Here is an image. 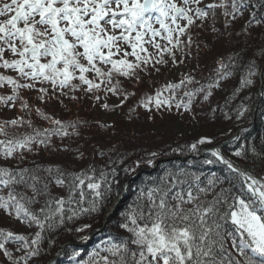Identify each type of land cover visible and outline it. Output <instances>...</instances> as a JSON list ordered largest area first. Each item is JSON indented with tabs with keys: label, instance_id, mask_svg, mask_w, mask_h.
<instances>
[{
	"label": "snow or ice",
	"instance_id": "obj_1",
	"mask_svg": "<svg viewBox=\"0 0 264 264\" xmlns=\"http://www.w3.org/2000/svg\"><path fill=\"white\" fill-rule=\"evenodd\" d=\"M218 9L234 20L247 10V0H0V69L17 73L16 77L0 74V86L10 85L13 92L0 95V104L15 107L19 90L33 89L37 82H47L53 90L75 91L84 85L87 92L105 85L106 91L116 94L119 81L113 83L115 75L134 76L141 65H149L157 55L160 58L155 59V64L167 63L165 54L175 60V49L185 43L181 38ZM252 18H256L255 13ZM187 42H191L190 38ZM149 48L155 49V54ZM228 68V64L220 62L218 79L208 85L209 89L230 75ZM254 75L250 67L241 84H253L250 77ZM76 80L80 84H74ZM191 83V76L169 83L154 97H148L143 106L148 108L154 102L157 108L171 107L172 99L163 97V92H175ZM38 91L43 100L49 89L40 87ZM204 91L203 87L185 91L187 102L179 101L176 107L188 110L193 98ZM211 95L208 91L204 99ZM28 107L22 104V108ZM103 107L108 109L109 105L105 103ZM245 111L238 115L243 116ZM37 112L53 127L15 134L11 129L32 127L31 121L21 117L0 123V158L5 162L0 166V210L38 229L30 238L0 228V257L5 258L2 264H30L40 255L45 232L63 225L66 219L99 211V202L105 196L102 187L107 177L103 173L98 180L94 174L66 173L58 166H9L11 161L23 163L25 152L32 153L36 145L48 146L51 137L68 136L67 129L76 127L75 123L52 119L40 109ZM205 143L212 141L201 138L190 150L196 152L197 145ZM235 155L240 157L244 152L237 151ZM211 156L215 159H206L205 164L220 162L235 174L239 181L236 194L231 188L216 191L223 181L215 174L204 183L196 173H166L157 186L147 192L141 190V202L123 214L120 227L130 238L108 242L94 251L85 264H264V179L241 170L219 149L211 150ZM41 171L50 179L42 178ZM91 171L95 173V169ZM52 181L68 187L67 198L52 196ZM107 190L111 191L110 184ZM40 196L46 199L34 210ZM73 203L78 210L69 208L71 215H67L66 205ZM84 203L88 206L84 207ZM87 227L90 225L77 231ZM10 243L17 246L19 256L9 248Z\"/></svg>",
	"mask_w": 264,
	"mask_h": 264
},
{
	"label": "trees",
	"instance_id": "obj_2",
	"mask_svg": "<svg viewBox=\"0 0 264 264\" xmlns=\"http://www.w3.org/2000/svg\"><path fill=\"white\" fill-rule=\"evenodd\" d=\"M208 1L205 0V2ZM252 13L256 14L255 19L252 18ZM209 19V22L207 19L204 22H197L199 25L192 26L188 36H185V43L175 49V60L183 57L188 58L192 64L195 62L200 64L193 73H190L193 83L175 92H163L164 97L172 99L171 107L162 105L157 108L154 102L150 103L148 108L143 106V102L148 97H154L162 87L157 84L156 80H151L148 86L140 78L141 69H137L136 75L130 76V82H127L128 84L133 83V81L139 82L133 89H128L127 83L119 81L117 97L121 98L123 102L117 106L116 119L112 121L113 123L111 122L109 127L103 126L93 117L86 113L82 114V112L76 115L78 119L75 117V119H68L66 116H56L53 110L51 112L45 109L40 110L45 115L65 124L75 123L76 127L67 129L70 133L68 136L51 137V143L48 146L36 145L32 152L33 158L26 160L28 163H24L25 161L14 163L13 167L17 165L31 168H35L36 165L42 167L58 166L66 173L88 172L90 175L94 174L98 180L103 173L106 174L107 184L111 185V191L107 190V184L102 187L105 196L99 202V211L81 214L72 220L66 219L63 225L45 232L40 245V255L33 258L30 264H50L53 260L55 261L51 264H85L94 251L104 247L108 242L119 243L121 240L129 239L130 234L120 227L125 219L123 214L130 207H135L137 203L141 202L138 201L141 190L147 192L149 188L157 186L165 178L166 173H176L181 170L196 173L201 176L204 183L215 174L223 181L218 185L216 191L221 188H231L232 194H236L239 190V181L234 178L235 174L230 173L227 167L220 162L211 165L205 164L206 159L215 158L211 154L202 153L203 149L218 146L236 133H238L236 140L222 148L221 154L241 170L249 172L257 179H264V88L260 98L258 97L257 86H253V84L243 86L241 84L250 67L255 72V75L250 77L251 79L264 69V0H247V10L243 11V15L238 14L234 20L231 17H225L223 11L219 9ZM250 20L252 21L251 25H249ZM189 38L190 43L187 42ZM205 54L209 56L206 61L203 58ZM159 58L158 55L155 56V59ZM164 59L167 63L156 64L155 67L166 69L171 66H180V63H175V60L168 54L164 55ZM221 61L229 65L227 71L230 75L219 80V86L209 89L208 85L214 84L218 79L217 69ZM151 69L153 67L145 70L150 72ZM0 71H6V69H0ZM8 72H11L10 76H17L15 71L8 70ZM116 77L118 76L115 75L113 80L115 82L118 81ZM48 85L50 84H44L42 87L48 88V93H50L53 87L51 89ZM200 87H203L205 91L199 92L193 98L188 110L183 107H176V103L179 101L187 102V97L184 96L185 91H194ZM2 88L5 89V87ZM250 88L252 89L248 90ZM243 90L246 92L242 93ZM208 91H211L212 95L205 100L204 96ZM75 92L79 94L73 95L75 97L73 100L77 105L81 107L87 103L86 100L89 98L86 97V92H84L85 96L80 95L81 87L77 88ZM87 93L98 96L96 90ZM111 94L113 93L104 92L105 97L111 96ZM91 100H94L95 104L98 103L95 97H92ZM28 103L31 105V102ZM257 103L258 109L255 118H253L254 107ZM20 109L23 111L22 107ZM244 109H247L244 115H238ZM107 110L112 111L113 108ZM21 117L25 121H31L32 127L25 125L11 129L15 134L30 133L33 128L43 130L53 127L49 120L44 119L37 112V109L32 107L23 111V115L19 118ZM188 118L190 121L193 120L191 123L194 124L192 125L198 127L197 134H191V138L183 133L174 137L169 131H165V134L161 135L156 134L152 128L139 129L142 124L145 125L146 120H151L153 126L155 124L163 126L162 129L164 130L167 123H177L178 120L186 121ZM205 137L212 140V145L202 146L198 144V151L188 153L187 147L189 145ZM182 144L183 151H181ZM237 151H243L244 155L237 157L235 155ZM153 152L158 153V155L152 156L151 153ZM27 153L25 152L26 159L29 155ZM189 155L192 157L186 159L182 157ZM168 157L172 160L157 165L158 168L151 174H142L136 182H133L134 184H130L131 178L136 174L153 169L152 166L148 165L149 160L159 161ZM92 169H95V173H92ZM113 170L115 175L112 174ZM40 175L42 178L50 179L42 171ZM138 182H144V186H138ZM129 184L133 188L134 198L132 195L130 198L129 196L124 197L117 215L109 221L106 228L102 227L108 210L124 193L125 186H129ZM49 190L53 197L67 198L69 194L67 186H57L54 181L50 183ZM176 190L178 189L173 191ZM28 195H32L30 190H28ZM38 199L40 203L33 206L34 210H38L46 198L40 196ZM144 202L146 203V201ZM126 205L129 208H126ZM83 206L87 207L88 204L84 203ZM69 208L78 210V205L76 203L66 205L67 215H71V212L67 211ZM1 211L4 210H0V213ZM10 217L12 218L7 221L8 223L3 224L0 228L9 230L8 228L12 224L10 221H18L14 215ZM84 225H90V227L84 228V231H77ZM25 226L31 231L30 238H34V233L38 229L34 225L30 227L25 224ZM91 236H93L91 245H86V247L84 244L90 240ZM85 237L87 239H84ZM131 247L134 248L135 246ZM76 252H79L80 255L75 256ZM103 254L101 253V255ZM0 260H4V258L0 257ZM0 264H2L1 261Z\"/></svg>",
	"mask_w": 264,
	"mask_h": 264
},
{
	"label": "rangeland",
	"instance_id": "obj_3",
	"mask_svg": "<svg viewBox=\"0 0 264 264\" xmlns=\"http://www.w3.org/2000/svg\"><path fill=\"white\" fill-rule=\"evenodd\" d=\"M209 21H210V19L208 18L207 22H209ZM196 25H199V23H197ZM182 40L183 41L186 40L185 37ZM149 52H152L155 54L156 50L153 48H149ZM203 58L206 61L207 59H209V56L205 54L203 56ZM130 59H132V58H130ZM175 63H178V64L180 63V66L179 67L171 66L170 68H166V69H163V67H157L156 68L155 66H157V65L155 64L154 61H152L149 65H141V68H139V69H141L140 78L144 82H146V84L148 86H149V82L151 80H156L157 84L161 85V87L164 89L167 84L178 83V81L182 77L190 76V73H193V71H195L200 64L198 62H195L192 64L188 58H183V57L178 58V60H175ZM151 67H153V69H151L150 72L148 70H145V69L151 68ZM142 70H145V71L143 72ZM136 73H137V70H136ZM0 74L11 75V72H8V70L0 71ZM263 75H264V69H263V71H261V73L257 74V76H255V78L253 77V79H252L253 80V86H257L256 89L258 90V97H260V94H261V93H259V90L261 89L260 77H262V79H264ZM117 76L118 77H116V78L120 82H123V81H124L123 83L130 82V77H124V76H119V75H117ZM90 78H92V77L90 76ZM73 83L74 84H78V83L80 84V82L78 80L73 81ZM113 83H115V81H113ZM138 83L139 82H137V81L136 82L133 81V83H129V84L127 83L128 84L127 87H128V89H133V87L136 86V84L138 85ZM44 84H47V82H45L43 84L37 82L33 89H20L19 90L20 98L15 101V107L5 106L3 104H0V123H3L4 121H7V120L19 119V117L23 115V111H26V109H24V108H23V111H21L20 107H22V104L27 103L29 105L28 102H31L30 104L32 106L29 105V107H32L34 109H40V110L45 109L49 112H51V110H53L54 114L56 116H66V117H68V119L77 118L76 115H78L80 112H82V114L86 113V114L90 115L91 117H93L97 122H100L103 126L109 127L110 124L113 123L112 121L116 119L115 113H117V110H116L117 106L123 102V100H121V98L117 97V95H118L117 93L111 94V96L108 95V97H105L104 92L109 93L108 91L105 90V85H102L101 89L96 90V94H98L99 97H102L99 99L96 98L97 96L90 95L89 93H87V91H85L86 86L81 85L80 87L82 88V92L80 95L85 96L84 92H86V97L89 98L86 100L87 103H85L84 105H81V107L79 105H77V103L73 100V95L74 94L79 95V94H77L75 91L69 90L67 88H65L63 90H61L59 88H56L55 90H51V92L48 93L46 96H44V99L41 100L40 96L42 94L38 91V89L40 87H42ZM48 86L52 89L51 85H48ZM2 87H5V89H3ZM162 88L160 90H162ZM263 88H264V85H263L262 89ZM251 89L252 88H250L248 90H251ZM245 92H246V90L242 91V93H245ZM0 95H3V96L13 95L11 86H9V85L0 86ZM92 97H95L96 100H98L97 104L94 103V100H91ZM163 97H164V95H163ZM105 103L109 105L108 109L113 108V110L110 111V110L105 109L103 107V105ZM257 107H258V105H257ZM257 109H255V107H254L253 118H255L254 116L257 112ZM51 118L53 119V117H51ZM49 122H50V120H49ZM191 122H193V120L190 121V119L188 118L186 121L178 120L177 123H175V122H171L169 124L167 123L166 127L164 126V130H163L162 129L163 126H158L156 124H155V126H153L151 123V120H146L145 125L142 124L141 128H139V129L147 130V128H152L156 132V134H161V135L165 134V131H169L173 134L174 137L183 133L185 135L187 134L186 136L187 137L190 136V138H191L192 135L197 134V130H198L197 129L198 127L192 125L194 123H191ZM160 123H162V122H160ZM131 125H133V124H131ZM133 128H137V127H133ZM241 129H243V128H241ZM236 134H238V133H236ZM236 134L233 137H235ZM233 137H230L229 139H232ZM0 139H3V137H0ZM194 143H197V141H194ZM207 144H209V143H205L202 146H206ZM210 144L212 145V143H210ZM191 145H189L187 147V149L189 151L188 153L193 152L190 150ZM216 147H218V146H215V148ZM212 148L213 147H211V148L207 147V148L203 149L202 153L203 154H211V152L208 150L212 149ZM183 149L184 148H183V144H182L181 151H183ZM166 152H168V151L166 150ZM27 155H28L29 159L28 158L25 159L24 163H28V161H26V160H31L33 158L32 156H34L32 153L31 154L27 153ZM182 157H184V159H186V158L192 157V155L182 156ZM182 157H178V158H182ZM35 158H37V156H35ZM171 160H172V158H169V157L163 158L162 160H159V161L153 160L152 164H148V165L152 166L153 169L152 170L149 169L148 171L141 173V175L142 174H151V172H153L154 170H156L158 168L157 165H159L161 163L169 162ZM18 162H19V160L11 161L9 166L13 167L14 163L17 164ZM4 164H5V162L3 161L2 158H0V166H3ZM19 166L24 167L22 165H19ZM39 175H40V173H39ZM135 176H134V178H135ZM134 178L132 177L131 180H133ZM44 179H45V177H44ZM137 180H138V177L135 178V180H133L131 183L134 184L133 182H136ZM130 184L127 187L125 186L123 197L129 196V198H130L132 195V198H134V195L132 194L133 188L130 187L132 184L131 185ZM138 186L143 187L144 182H138ZM115 203H116V201L114 202V204ZM111 208L108 210L107 214L110 213ZM126 208H129L128 205H126ZM107 214L105 215L104 221L102 224V227H104V228L107 227V225L106 226L104 225ZM10 218H12V217H10L5 211H1V213H0V227L3 226V224H7L8 223L7 221H9ZM10 222H12L10 227L9 228L6 227L10 231H14L17 234L28 235L29 237L31 236V231L29 230L28 227L25 226V223H23L20 220H18L17 222H13V221H10ZM92 238H93V236H91L90 240L87 241V243L85 245L90 246L91 242H92ZM8 246L13 251L14 255H16V256L20 255V253L16 251V247H17L16 245H13L10 243ZM0 261L3 262V260H0Z\"/></svg>",
	"mask_w": 264,
	"mask_h": 264
},
{
	"label": "water",
	"instance_id": "obj_4",
	"mask_svg": "<svg viewBox=\"0 0 264 264\" xmlns=\"http://www.w3.org/2000/svg\"><path fill=\"white\" fill-rule=\"evenodd\" d=\"M255 109H257V105L255 106ZM232 140H233V139H230V140H228L226 143H224L223 145H220V146H218V147H216V148H213V149H220V148L226 146V145H227L229 142H231ZM213 149H209L208 151L211 152V150H213ZM140 175H141V173L138 174V175H136L135 178L139 177ZM135 178H134L133 180H135ZM133 180H131V182H132ZM122 202H123V196H121V197L118 199V201L116 202V204H115V205L113 206V208L111 209L110 213L107 215V217H106V219H105V222H104V225H105V226L107 225V223L109 222V220H111V219L115 216V214L117 213V211H118V209H119V206L122 204Z\"/></svg>",
	"mask_w": 264,
	"mask_h": 264
},
{
	"label": "bare ground",
	"instance_id": "obj_5",
	"mask_svg": "<svg viewBox=\"0 0 264 264\" xmlns=\"http://www.w3.org/2000/svg\"><path fill=\"white\" fill-rule=\"evenodd\" d=\"M263 74V73H262ZM260 86H261V89L260 90H262V87H263V79L261 78V80H260ZM260 97H261V94H260ZM258 104V103H257ZM256 104V105H257ZM254 120V119H253ZM236 140V137H235V139L234 140H232L231 142H229L228 144H231L233 141H235ZM108 215V214H107ZM117 214H115V216H116ZM114 216V217H115ZM110 221V220H109ZM109 223V222H108ZM108 223H107V225H108Z\"/></svg>",
	"mask_w": 264,
	"mask_h": 264
}]
</instances>
